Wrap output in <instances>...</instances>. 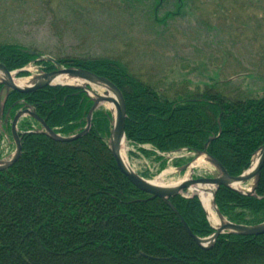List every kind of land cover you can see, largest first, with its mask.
I'll list each match as a JSON object with an SVG mask.
<instances>
[{"label":"trees","instance_id":"trees-1","mask_svg":"<svg viewBox=\"0 0 264 264\" xmlns=\"http://www.w3.org/2000/svg\"><path fill=\"white\" fill-rule=\"evenodd\" d=\"M32 51L17 42H1L0 63L10 70L25 66L41 53ZM58 59L104 76L121 89L126 101V137L135 145L149 143L168 153L201 149L213 137L209 154L231 175H238L264 143V92L230 98L226 91L208 87L201 93L184 90L169 97L120 60ZM42 63L52 67L49 61ZM20 99L32 104L49 127L62 135L82 129L93 104L80 89L48 85L28 93L11 91L5 110ZM91 121L89 132L72 141H59L45 133L21 134V156L0 170V264H103L108 254L124 250L130 252L133 264L135 256L137 263H151L143 253L158 252L172 253L170 264H264V233L226 232L210 248L198 245L171 207L134 185L120 170L107 144V112L96 109ZM139 149L153 155L160 162L159 169L167 166L163 154ZM189 159L175 158L172 164ZM143 175L151 176L148 171ZM256 194L220 186L216 202L235 223L264 221V165ZM170 199L194 234L213 232L197 196Z\"/></svg>","mask_w":264,"mask_h":264},{"label":"rangeland","instance_id":"rangeland-1","mask_svg":"<svg viewBox=\"0 0 264 264\" xmlns=\"http://www.w3.org/2000/svg\"><path fill=\"white\" fill-rule=\"evenodd\" d=\"M1 42H17L54 58L117 59L169 97L208 87L230 98L264 92V0H0ZM107 103L100 106L109 108ZM125 144L132 167L149 171V179L167 171L161 181L168 184L188 173L171 165L176 153L165 154L169 164L160 171V162L139 149H152L149 143ZM206 168H197L196 175H206ZM143 254L151 263H137L135 256L134 264H170L173 258L172 253ZM129 255L126 250L111 253L103 261L133 264Z\"/></svg>","mask_w":264,"mask_h":264},{"label":"water","instance_id":"water-1","mask_svg":"<svg viewBox=\"0 0 264 264\" xmlns=\"http://www.w3.org/2000/svg\"><path fill=\"white\" fill-rule=\"evenodd\" d=\"M48 59L54 61L52 57H48ZM23 70V69H22ZM11 71L2 63H0V82L3 84V88L0 91V97L3 96V92L5 91V96L0 103V116L4 110V100L6 99L8 92L10 90H16L22 93H28L31 91H35L39 88H42L47 85L53 84H63L69 85L76 88H81L93 93L90 95V98L93 100V104L89 109L87 115V122L85 127L79 133H76L71 136H62L56 133L53 129L49 127V125L45 122V120L41 119L35 110L28 104L24 103V107L19 109L16 114L14 115L12 121L11 132L16 141V151L14 156L9 160H0V170H5L12 166L21 156V142L18 131L16 129L17 122L19 118L25 114L29 113L32 117L37 119L45 130L44 131L47 135L52 137L53 139L59 141H72L78 137L85 135L91 127V118L93 111L98 107V105L102 101H108L114 104L115 109L112 110V127L110 129V135L107 138L108 146L110 151L115 157L118 167L120 170L128 177V179L137 187L142 189L143 191L151 194V197H159L164 200L167 204H169L172 208L175 209L174 205L171 203L170 198L180 194L184 190H192V186H198L197 188L201 189L204 192L210 191L212 193V206L221 219L220 224L214 226V232L209 235L208 237H200L192 233L189 229L186 222H183L184 226L188 229L189 233L193 236L194 240L198 245L203 247L204 249L210 248L213 246L215 241L217 240L218 236L224 232H232L244 235H254V234H262L264 233V221L256 224H242V223H235L226 218L220 211L216 203V189L223 185L229 186L239 193L243 194H255L256 189L259 185L260 177H261V169L264 165V143L254 151L251 158V165L249 168L245 169L239 175H231L229 174L227 168L223 165V163L208 153L207 147L212 141L213 137H210L203 145L202 149H197L195 151L190 152L193 154L194 157L191 161L185 163L184 165L178 167V170H185L189 169L190 171L193 170V167L196 164V160L199 157H204L205 160L211 164L216 172L214 176L211 177H197L193 178L192 176L185 177L181 180L176 181L175 183H156L151 179L143 177L137 171H135L131 166L125 163L122 153H121V145L125 139V117H126V102L122 91L108 78L96 75L95 73L82 69L79 67H60L59 70L56 71H49L43 72L41 74H37L31 77L30 81L27 84L21 85L13 79L11 76ZM57 74H66L69 78H74L75 80L79 81V83H62V82H54V78ZM92 84L99 85L105 87L107 90L104 93L100 94L97 93L93 88ZM8 115L9 111L6 113V117L4 119L5 124L8 123ZM250 179H253V184L250 190L245 191L239 189L237 186L246 183ZM209 185L215 186L214 189L209 187ZM198 196L200 193H196ZM200 198V196H199ZM201 199V198H200ZM207 215L208 211L204 207ZM209 217V216H208ZM209 219V218H208ZM210 220V219H209Z\"/></svg>","mask_w":264,"mask_h":264},{"label":"bare ground","instance_id":"bare-ground-1","mask_svg":"<svg viewBox=\"0 0 264 264\" xmlns=\"http://www.w3.org/2000/svg\"><path fill=\"white\" fill-rule=\"evenodd\" d=\"M37 51V50H36ZM35 53V51H32ZM43 60V54L39 53L38 56L32 61L34 63H36V65L44 72H49L48 69L44 66V64L42 63ZM24 68V66L19 67V68H15V69H11L10 71L11 76L14 78V80L19 83V84H24L25 81H23V78H19L16 79V76L19 75L21 73V70ZM59 70V68L57 67L56 69H54L53 71ZM55 82H74L75 80L73 78H69L66 74H57V76L54 78ZM109 105V104H108ZM39 116V115H38ZM40 117V116H39ZM41 119H43L42 117H40ZM44 120V119H43ZM23 131L25 133H38L37 128L30 122V121H25L24 122V126H23ZM73 134V133H72ZM72 134H69L67 136H70ZM121 153H122V157L125 161V163H127V165L131 166L129 162V158L127 156L126 153V144L125 142H123V144L121 145ZM206 162L204 157H199L196 160V164H204ZM133 168V167H132ZM167 171H163L161 174H159L156 178L151 179L152 181L156 182V183H161L163 184V182L161 181V178L164 177V175L166 174ZM175 183V182H173ZM193 191H197L198 193H200L201 199L203 201V204L205 206V208L208 210L209 213V217L211 218L212 221H214V223H218L217 225L220 224L221 219L217 217V215L215 214V211L213 209L212 206V202H211V192L207 191L204 192L201 189L197 188L196 186H192ZM249 189V188H248ZM176 208V207H175ZM203 248V247H202Z\"/></svg>","mask_w":264,"mask_h":264},{"label":"flooded vegetation","instance_id":"flooded-vegetation-1","mask_svg":"<svg viewBox=\"0 0 264 264\" xmlns=\"http://www.w3.org/2000/svg\"><path fill=\"white\" fill-rule=\"evenodd\" d=\"M52 70V69H51Z\"/></svg>","mask_w":264,"mask_h":264}]
</instances>
